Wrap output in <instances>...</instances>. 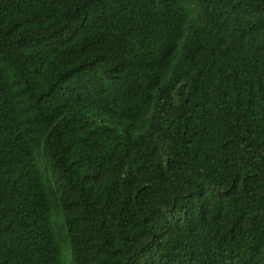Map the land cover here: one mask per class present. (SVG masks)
Here are the masks:
<instances>
[{
  "label": "trees",
  "instance_id": "obj_1",
  "mask_svg": "<svg viewBox=\"0 0 264 264\" xmlns=\"http://www.w3.org/2000/svg\"><path fill=\"white\" fill-rule=\"evenodd\" d=\"M0 264H264V0H0Z\"/></svg>",
  "mask_w": 264,
  "mask_h": 264
}]
</instances>
